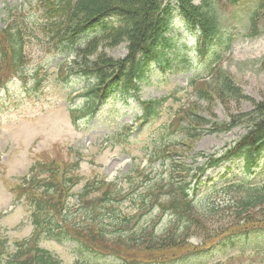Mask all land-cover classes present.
<instances>
[{"label": "rangeland", "instance_id": "rangeland-1", "mask_svg": "<svg viewBox=\"0 0 264 264\" xmlns=\"http://www.w3.org/2000/svg\"><path fill=\"white\" fill-rule=\"evenodd\" d=\"M260 1L243 0L229 6L224 0H218L221 33L203 57L196 55V33L175 19L169 33L172 46L168 51L170 57L174 54V61L165 68L151 64L140 81L136 97L112 94L91 118L73 124L68 108L81 104L80 95L92 81L76 75L81 65L74 63L75 59L70 62L75 58L74 53L65 54L67 50L59 53L55 32L39 28L42 23L39 0H0V29L18 22L26 25L28 21L25 27L16 24L21 25L24 34L21 77L4 79L5 85L0 89V237H7L11 244L27 238L32 231L24 200L21 198L16 207L10 204L17 197L15 185L36 160L70 159L73 152H79L85 161L79 170L84 177L81 184L92 178L117 184L126 195L123 200L119 199L116 207L120 215L128 218L137 214L132 199L150 180L167 182L164 176L174 169L173 160L177 164L188 163L190 173L186 180H189L203 164L204 158L198 156L199 153L219 154L233 145L249 126L246 117L240 116L239 124L227 131H213L212 122L227 123L230 115L247 113L253 109V101L264 98V7L257 10L254 29L250 28V16ZM91 36L90 33L87 37ZM84 40L80 39L76 45ZM103 50L113 58H121L126 54V45L123 42ZM211 67L217 70L209 83L214 82L221 70L239 88L242 97L222 101L211 95L199 97L198 86L195 88L189 82L204 77ZM158 99L163 101L152 118L127 129L141 113L139 102ZM191 106L196 116L209 122L201 126L199 135L193 138L183 133V124L176 123L178 113ZM150 157L154 159L151 161ZM235 164L228 161L210 168L202 180L218 182L219 174L227 167L230 172L235 171ZM259 169L264 176L262 164ZM253 177L258 178L256 174ZM204 187L199 186L200 190ZM74 200L72 198L70 203ZM4 210L11 212L1 215ZM142 214L136 221L132 219L139 226L154 222V226L160 228L168 220L167 216L160 215L164 213L154 209ZM40 242V246L57 256L62 264H74L76 259L86 257L89 264H119L117 256H125L131 264H262L264 258V233L252 234L234 246L215 248L202 255L188 254L198 242L195 237L190 239V245L171 250L106 247L107 251L102 253L109 257L80 253L72 242L48 239Z\"/></svg>", "mask_w": 264, "mask_h": 264}, {"label": "trees", "instance_id": "trees-1", "mask_svg": "<svg viewBox=\"0 0 264 264\" xmlns=\"http://www.w3.org/2000/svg\"><path fill=\"white\" fill-rule=\"evenodd\" d=\"M217 1L199 0V3L195 4L194 0H41L39 11L41 25L44 26L46 21L49 29L55 32L53 36L59 37L58 43L66 46L86 29L98 28L97 34L87 38L82 46H71V49L75 48V55L82 62L81 67L95 80L87 94L91 103L89 107L92 109L97 101L106 96V87L110 82L120 83L127 90L137 88L134 81L142 79L151 60L155 59L163 64L170 63L168 57L165 60V51L172 46L167 33L171 29L175 9L179 10L187 22L200 29L203 47L212 43L221 32ZM225 1L226 5H235L241 0ZM3 32L7 45L4 56L6 55L17 68L23 58L21 27L10 26ZM123 42L127 52L122 58H113L103 50L106 46L115 47ZM197 85L199 97L207 98L211 95L221 101L230 97H242L239 88L235 87L221 70L217 72L214 82L201 81ZM159 103L154 107L153 104L149 105L145 114H151ZM252 103L251 111L230 115L227 123L212 122L213 131H227L239 124L242 120L240 116L246 117L249 126L233 145L224 148L219 155L216 152L206 155L201 153L206 164L201 167V171L221 161H235L239 158L237 174L228 175V169L221 177L223 180L220 183H212L201 198L195 200L184 175H179L181 170L187 169L186 162L175 163L179 179L166 185L165 191L156 196H153L156 186L151 185L144 202V206L157 205L166 211L171 219L169 225L158 232L151 229L147 234L146 227H141L130 231V237L124 238L125 233L108 245L128 248L133 246L149 251L171 250L188 244L187 240L195 236L202 244L201 248L194 250L193 253L196 254L197 251L218 241L232 242L239 236L244 238L249 234L264 232V177L258 180L250 178L251 173L260 170V164L264 166V98ZM192 108L191 106L184 111L177 123L184 124L183 133L190 138L198 136V128L209 123L196 116ZM53 169H50L47 182H40L41 178L35 176L22 193L28 204L37 212L34 219L36 226L42 211L56 201L52 200L53 196H60L71 179L65 173L59 180L55 179L56 171ZM110 187L111 185L102 197H97L81 208L82 225L94 226L89 230L88 236L91 239L113 237L116 234L99 230L102 226L107 228L106 222L120 221L114 208V197L120 190ZM46 218L49 219L48 216ZM70 218L64 210L62 221L67 222ZM55 225L52 221L50 226ZM60 232L61 235L65 234L63 229ZM4 249L5 245L0 241V264ZM34 253L32 257L18 261L17 264H59L43 250L35 248ZM14 255L16 254H10L9 257H16ZM6 262L15 264L16 260L8 259ZM261 262L264 264V258Z\"/></svg>", "mask_w": 264, "mask_h": 264}]
</instances>
